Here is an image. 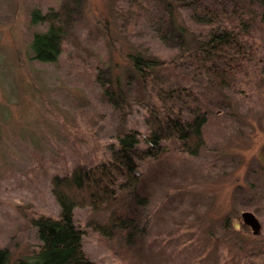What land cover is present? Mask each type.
<instances>
[{"label": "rangeland", "instance_id": "374dc122", "mask_svg": "<svg viewBox=\"0 0 264 264\" xmlns=\"http://www.w3.org/2000/svg\"><path fill=\"white\" fill-rule=\"evenodd\" d=\"M148 6L150 0H0V249L10 250L11 263L29 261L42 244L32 218L57 217L60 209L49 176L32 179L25 168L30 149L49 158L66 152L72 168L106 159L112 135L146 131L134 101L146 102L156 86L139 79L127 56L134 51L161 62L151 71L161 84L197 89L209 115L207 143L189 156L172 141L169 154L143 164L142 182L126 195L121 232L113 229L110 238L98 230L107 214L78 209L86 251L95 264H264V66L229 89L191 80L177 61L186 53L182 37L162 42L148 24L161 11L156 26L169 35V13ZM49 8L73 22L54 62L34 59L31 46L36 32L47 31L32 11ZM99 74L121 88L125 109L108 102ZM246 210L259 218L258 234L244 222Z\"/></svg>", "mask_w": 264, "mask_h": 264}, {"label": "trees", "instance_id": "16d2710c", "mask_svg": "<svg viewBox=\"0 0 264 264\" xmlns=\"http://www.w3.org/2000/svg\"><path fill=\"white\" fill-rule=\"evenodd\" d=\"M150 2L152 6L146 7L148 10L163 9L170 16L169 35L156 26L155 21L159 23L163 18L161 11L157 18L148 19L153 34L165 43L175 36L182 37L179 41L186 53L177 61L186 64L191 80L204 79L212 87L229 89L250 74L253 67L264 66V0ZM180 14L185 17L177 23L175 17ZM31 16L33 22L47 25V31L33 36V58L57 61L66 48L69 27L73 23L71 16L64 17L55 8L45 12L35 9ZM127 56L139 79L147 83L150 78L156 86L153 93L145 94L146 102L134 101L136 107L144 111L146 131L130 128L123 134L112 135L106 159L94 162L86 158L75 162L72 168L67 164L66 152L49 158L48 154L30 149L25 168L32 179L37 175L49 176L52 193L60 206L59 213L57 217L32 218L42 244L29 261L11 263L10 250L1 248L0 264H95L85 249L86 231L77 223L76 211L89 209L95 215L107 214V221L98 224V230L110 238L113 229L121 232L120 222L127 211L124 208L126 195L142 182L143 164L159 161L169 154L172 141H177L180 151L189 156L198 155L206 146L205 126L209 115L203 109L197 89L187 84L165 86L151 74L161 62L134 51H129ZM100 74L96 80L108 102L114 106L121 104L125 109L123 100L126 99L121 88L114 89ZM60 156H65L63 164ZM60 167H65L66 171L57 172ZM141 199H138V208L145 204V197Z\"/></svg>", "mask_w": 264, "mask_h": 264}, {"label": "water", "instance_id": "95a60500", "mask_svg": "<svg viewBox=\"0 0 264 264\" xmlns=\"http://www.w3.org/2000/svg\"><path fill=\"white\" fill-rule=\"evenodd\" d=\"M242 218L252 228L254 234H258L261 231V222L254 212L246 210L242 212Z\"/></svg>", "mask_w": 264, "mask_h": 264}]
</instances>
